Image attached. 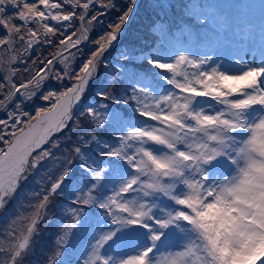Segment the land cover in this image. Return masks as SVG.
Masks as SVG:
<instances>
[{
  "label": "rangeland",
  "instance_id": "374dc122",
  "mask_svg": "<svg viewBox=\"0 0 264 264\" xmlns=\"http://www.w3.org/2000/svg\"><path fill=\"white\" fill-rule=\"evenodd\" d=\"M245 8L247 20L245 21L246 26L241 30V35L244 36L242 43L238 46L230 44L231 42L226 39L228 43L227 46L230 45V53H233L232 56L234 59L230 57L228 52H222L220 53V58H209V60H213L214 64L206 62L201 67L205 72L210 73V81L211 84L217 88L216 92L222 90L224 87L217 82V75L219 76L222 74L223 76L226 74L228 76H234V78H238L239 80L245 78L253 79V81L249 79L250 81L248 83L240 84L241 86L239 87L237 86L236 91L238 92L236 95L232 96V93L231 95H227L224 99L226 103L228 101L232 103V100H234L240 101V104H243L244 100H249L250 103L256 100L255 102L257 106L255 109L252 110L253 105L250 104V108H247L246 113L242 115V119L246 121V124H248L246 129L243 130V139L238 141L240 139V133L236 135V132L233 131L232 127H224V124L221 122H215L217 127L213 125V120L231 123L232 117L226 118L228 114L223 113L222 110L220 111V108H228L227 106L220 107V105L217 104L219 105L218 107L217 105L211 104L210 98H188V93L186 92H182L181 96L177 93L178 90L175 88V86L172 85H169L164 88L163 91H160V94L166 96L164 97L165 100H157L158 103H161V110L168 116V120L162 121L150 119V123L147 127L138 128L140 131L145 133L144 136H141L138 139L134 137L130 138V146L134 151V155H140L141 151L144 150V145L147 149L153 151L155 156L160 159L166 157L174 158L178 149H184L190 154H195L196 159L199 157L217 158L218 155H220L221 158L224 153L229 155L228 162L230 165L225 169L226 176H224L220 171V168L223 169V165L221 167L215 164L205 166V162H201L197 159V162H195L196 166L191 167L192 164L186 166L182 176L179 179L170 175L162 176V188L164 190L163 193L166 192L167 195L156 197V194H151V189H148L150 192H145L146 188L143 190L141 182H138L135 190L131 191L130 193L133 195L131 198L137 199L138 201H141V198L137 197L140 194H142V196L145 194L147 200L151 202L150 205H147V208H139L140 206L136 208V212L144 210L146 214H149V218L146 216L142 220L147 222L149 226H152L150 223H155L158 220L160 222H167L171 226L170 223L174 222L175 219L178 220V223L180 222L187 224L188 222L193 224L196 220L194 213H196L197 210H207V206L204 203L192 204L189 200V193L199 177L196 173H194L195 168L198 167L200 169L201 167H206L208 175H213L214 177L220 175L221 177H218L214 180V186L218 189L215 201L217 204H219L220 214L224 219H228V216H230V219H234V221L230 223L232 224V229H234L233 232H235L234 239L235 244L237 245L236 250L232 252L231 255V260L234 263L245 261V256L247 252L250 251V245H245L244 251L240 248L242 242L247 240L246 242L248 244L252 241H256L259 238L256 234V230L250 224H246L247 222L244 221L243 216H246L247 218H250L251 216L252 218L259 220L264 224V52L259 51L261 43H264V19L263 21H258L255 24L257 27L253 26L255 20L257 18L260 19V15L258 14L262 13L264 15V0H262V7L257 13L253 10L254 7L252 5L245 6ZM209 9L210 18L217 22L218 18L213 11V6H209ZM127 10L128 8L125 4V7L123 8V14H120L119 19L126 17ZM2 17H4V14L0 13V18ZM81 34L82 33H80L79 36L74 40H66V47L62 50H57L54 61H52L55 63V65H61L63 68L68 66V63L72 59L70 57H73L74 55V52L71 54V47L68 45L73 44L72 42L81 40ZM172 45L173 49L171 54H165L160 50L155 51L160 59L171 64H174L175 60L178 58H180L181 61H188L189 59L196 61L198 57L206 58L207 56H210L209 54L211 53V46L206 45L205 39L199 40L192 38L190 44L182 45L177 43ZM222 46L226 51H228V47L225 45ZM5 51V49L0 50V54H5ZM19 53L20 51L16 52V56H18ZM243 58L245 59L243 60ZM90 59L86 61L79 72L83 71L85 67L89 65L88 63ZM17 60L19 59L17 58L16 61ZM231 61H234V63H231ZM53 63H51V66ZM96 65L97 61H93L91 68L89 69L90 74L88 82L84 83V91L86 86L89 87L95 78V72L97 69ZM181 67V72L183 73L180 76L173 75L174 82L177 81L178 84H182L184 86L192 85V83H194V78L192 76H199L198 69H196V67L194 69L186 67L185 63H182ZM61 71L64 70L61 69ZM53 72L55 71H53L51 67H44L42 69L39 68V70H37L33 76L31 83H29L27 86L24 85L11 87L12 90L10 91L9 96L11 97L14 95L15 97L17 96L23 99L30 97L32 94L36 93V89L42 86L43 81L46 79L51 80V77L54 76ZM78 73L74 79L78 77ZM147 88L152 91L146 97H148L149 100L153 99V87L151 85H147ZM64 89L66 90L67 88ZM182 99L185 101V107L187 110H193L198 114L201 113L203 117L209 119V122L211 123L209 125L204 121L205 124H203L201 127L199 125L197 130L186 129L185 131L180 128L178 133L181 134V137L180 142H178V140L173 137V134H175L177 131H173L171 125L181 124L185 117L179 120L181 116L178 114L172 116L170 114L172 111L181 107ZM102 102L103 99L99 103H96L95 107L98 109L97 105L100 106ZM239 108L240 106H234L232 111L237 113ZM145 110L149 115L155 117L156 111L158 109L154 102H152L145 106ZM234 112L232 114L233 116L235 115ZM43 114L44 113H40L35 120L39 119ZM35 120H33V122ZM73 121L75 120L71 117L67 123L68 126H64L61 130L57 131L54 135V138L56 136L62 135L66 128L73 124ZM33 122L29 123L27 127L18 131L6 144L4 151H0V177L10 170L9 166L11 165H6L5 157L16 159L17 152L21 150L22 146H24V144L32 143L39 135L38 130L31 132ZM208 125L209 127H207ZM75 128L76 130L80 129L79 126H75ZM214 135H219V137L217 138ZM236 138L238 140H236ZM47 139L42 143L46 142ZM95 141L97 144L98 138H95ZM183 141L185 148L182 147ZM37 147L35 148L36 150L38 149ZM234 151H237V154L233 159H231ZM71 153L72 150L68 152V155ZM63 159H65L64 156ZM171 166L174 165L170 163L166 168ZM2 172L4 173L2 174ZM37 172L40 174L39 171ZM49 174H51V176L55 175L52 171ZM41 176L48 179L47 174ZM183 179L185 183L183 182ZM113 181L116 183L117 178L115 177ZM166 183H169V185H166ZM14 191L15 188L1 197L0 211L4 209V206L8 203L7 198L9 197V194L13 193ZM48 193L49 190L47 191L46 197H44L45 200H47ZM29 196L31 198L25 205V208H13L11 212L13 216L3 219V229L0 231V240H2L1 238H4V240L7 239L6 245L9 248L7 252H0V264H28L30 261H33V263L35 261L34 255L29 254L30 252L28 254L23 252V250L28 248V245L31 243L29 236L30 234L27 232L30 229L31 231L34 230V228H30V226H33L36 222L40 221L39 212H28L31 209L32 204L35 202L34 194L30 193ZM44 198H40L37 203H41ZM133 203L134 200L128 203L129 207H131L129 208L131 211L132 208H134ZM15 205L16 202L14 206ZM155 205L158 207L156 208ZM234 209L237 210L236 213L232 211ZM21 210L23 211L22 213H20ZM156 227L161 229L163 225L159 224ZM155 231L157 230L155 229ZM102 232H107L103 226H101L100 229V233ZM24 236L26 238V242L24 243V246H20L18 242L21 237ZM173 236L172 264L205 263L201 256L196 255L192 258H186L185 256L187 255L186 252L188 248L197 249L201 244H203L205 236L199 235L198 238L196 236L193 238L191 237L192 235L188 236L184 229L179 228L173 231ZM196 238L198 239L197 242H195ZM263 240L264 236L259 238L258 244H261ZM178 245L179 249H177L175 252V249ZM93 248L94 249H91V252L95 251V248L97 247L93 246ZM135 251V249L131 250L129 248H121L119 250V256L116 255L115 258L111 260L114 262V264H136L134 258H138L141 256V254L143 255V252L139 251L135 253ZM21 257H23L22 262L19 261ZM125 257L126 261L124 262ZM158 258L162 257L159 256ZM260 260L258 264H264V256H262ZM112 261L111 263L113 264Z\"/></svg>",
  "mask_w": 264,
  "mask_h": 264
},
{
  "label": "trees",
  "instance_id": "16d2710c",
  "mask_svg": "<svg viewBox=\"0 0 264 264\" xmlns=\"http://www.w3.org/2000/svg\"><path fill=\"white\" fill-rule=\"evenodd\" d=\"M122 1L114 0L113 7L110 5L109 16H112V18L104 19L103 32L97 43H94L96 48L100 46L102 41L114 36L115 29L123 22L124 18H121L117 23L115 22L116 24L113 27L108 25L121 13L123 14L125 4L129 10L132 0ZM162 6L165 10L161 9L160 5L156 6L155 0H141L139 10L125 33L114 45L99 53L96 58L97 69L95 78L88 87L90 90L93 88L100 92V95L91 94L95 102L102 101V96L104 95L111 103L120 106L124 110L133 111V95L131 96L130 93L133 94L139 88L135 83L137 81L136 75L139 74V71L147 69L146 71L153 73V80L160 81L159 71L162 70L160 63L147 56L143 58L137 52L144 50L145 46L150 43L154 23L169 20L170 18L165 17L172 15V11L175 13L179 12L181 15L190 18L184 12L181 4L178 5V0H165ZM108 29L114 32L110 33ZM93 52L94 49L82 50L78 54L80 59L74 57V63L68 68L67 74L74 77L85 62L89 60ZM75 55H77V52H75ZM107 66L110 68H107ZM54 70L56 74L55 78L51 79V87L40 89L38 92L40 94L33 100L29 99L30 101L24 103V108L17 106L18 101L15 96H9V90L12 85L0 84V151L3 150L4 145L19 128L28 125L29 121L41 110L52 105L54 98L58 95V91L67 87L65 73L57 68ZM131 74L133 76H129ZM47 94H51L54 98L52 97V100H48ZM87 94L88 92L86 96ZM38 100L39 102H37ZM96 115H99V113L97 112ZM71 126L66 128L62 135L55 137L50 150L34 155L33 159L37 160V166L28 165L23 177L20 179L19 187L14 193L9 194L8 203L4 206V208H25L31 198L29 194H34L35 202L28 212H39L40 221L30 226V228H34V230L31 231L30 229L27 232L30 234L31 243L23 252L25 254L30 252L29 254L35 255L34 257L39 258V264H74L79 258L78 255L82 253L80 242L84 240L85 231L82 232V229L78 231L75 227L76 213H68L61 203L54 202L52 206L51 201L45 200L44 196L41 195L38 187L40 185L47 188L50 181H54V178L57 179L65 174H70L68 172L72 170H80L84 167L80 152L85 146V139L78 134L79 129L76 130L74 125ZM85 126L88 130L90 129L88 122H85ZM77 149L78 151L76 152ZM56 150H59L61 152V155H59L64 156L65 159L60 160L55 166L52 165L51 170V164L46 163L44 160L51 158L56 161ZM70 150H72V153L68 155ZM34 171H39L43 174H49L52 171L56 176L53 175L51 178V174H49L48 180L41 175L35 176L36 173ZM40 198H44V200L41 203H37ZM13 201L18 203L13 206ZM5 212L1 211V216ZM22 212L21 210L20 213ZM7 216L12 217L13 214H7ZM0 226L1 231L3 229V221ZM1 239L0 252H7L9 248L6 245L7 239ZM37 239H42L43 242L36 243ZM22 258L19 259L20 262L23 261ZM28 264L37 263L30 261Z\"/></svg>",
  "mask_w": 264,
  "mask_h": 264
},
{
  "label": "flooded vegetation",
  "instance_id": "af4514ba",
  "mask_svg": "<svg viewBox=\"0 0 264 264\" xmlns=\"http://www.w3.org/2000/svg\"><path fill=\"white\" fill-rule=\"evenodd\" d=\"M94 3V10L103 7L98 0ZM64 7L72 10L68 12L69 16L54 17ZM86 7L85 0H0V13L4 14L0 18V46L19 58L13 60L14 66L26 68V75L22 77L24 82L32 81L39 68L51 65V36L57 28L64 35L71 32L73 22L82 19L81 13ZM25 61H33L34 67L26 66Z\"/></svg>",
  "mask_w": 264,
  "mask_h": 264
},
{
  "label": "bare ground",
  "instance_id": "6f19581e",
  "mask_svg": "<svg viewBox=\"0 0 264 264\" xmlns=\"http://www.w3.org/2000/svg\"><path fill=\"white\" fill-rule=\"evenodd\" d=\"M88 74L89 72L87 71L79 80L74 81L69 91L57 102L55 107L47 110L39 119L33 122L34 126L32 125L31 132L38 130L39 134L36 139L32 143L24 144L21 150L17 152L16 159L5 157L6 165L8 164L12 167L9 166L10 170L0 177V194L11 191L12 185L16 180L14 175L22 169L27 153L63 127L71 107L78 105L80 102V93Z\"/></svg>",
  "mask_w": 264,
  "mask_h": 264
},
{
  "label": "water",
  "instance_id": "95a60500",
  "mask_svg": "<svg viewBox=\"0 0 264 264\" xmlns=\"http://www.w3.org/2000/svg\"><path fill=\"white\" fill-rule=\"evenodd\" d=\"M136 2H137V0H136ZM132 13H133V10H132ZM132 13H131V14H132Z\"/></svg>",
  "mask_w": 264,
  "mask_h": 264
}]
</instances>
